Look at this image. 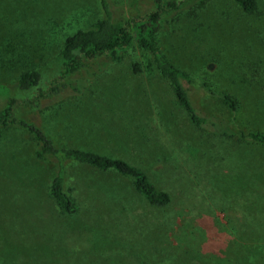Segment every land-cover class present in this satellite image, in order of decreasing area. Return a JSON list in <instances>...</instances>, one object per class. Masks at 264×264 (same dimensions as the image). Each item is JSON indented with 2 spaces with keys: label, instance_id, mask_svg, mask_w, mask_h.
I'll list each match as a JSON object with an SVG mask.
<instances>
[{
  "label": "rangeland",
  "instance_id": "rangeland-1",
  "mask_svg": "<svg viewBox=\"0 0 264 264\" xmlns=\"http://www.w3.org/2000/svg\"><path fill=\"white\" fill-rule=\"evenodd\" d=\"M182 1L163 13L158 45L192 78L183 86L201 129L137 48L83 61L55 82L62 43L102 17L99 0H0V107L20 95L11 87L23 72L40 71L13 105L17 118L56 148L125 160L170 195L155 208L129 179L68 162L76 211L65 214L48 193L55 169L35 156L32 137L0 129V264H264V149L230 141L264 132V0L249 14L233 0ZM109 4L116 19L154 9L152 0ZM219 93L238 101L236 113Z\"/></svg>",
  "mask_w": 264,
  "mask_h": 264
},
{
  "label": "trees",
  "instance_id": "trees-1",
  "mask_svg": "<svg viewBox=\"0 0 264 264\" xmlns=\"http://www.w3.org/2000/svg\"><path fill=\"white\" fill-rule=\"evenodd\" d=\"M203 1L201 0L199 4H202ZM233 1L245 13L249 14L257 9L255 0ZM152 2L154 9L151 11L138 13L126 19H116L112 15L109 0H99L102 17L88 28L77 30L62 43L54 58L59 74L55 78V82L76 73L81 68L83 61H94L102 57L116 61L122 54L137 48L150 57L151 62L149 64L153 65L160 78L166 82L176 103L193 126L199 129L205 128L207 127L204 126L207 124L206 120L191 105L188 93L183 86L184 82L193 83L192 78L174 65L158 45V36L164 21L163 13L179 10L186 5V2L182 0L178 2L174 0H152ZM132 70L134 73H140V65L134 62ZM41 77L40 71L36 69L25 71L18 77L16 84L11 88H14L20 95L17 98L7 97L4 105L0 107V129L13 126L24 129L36 144L35 156L38 159H46L51 162L55 174L50 181L48 193L62 212L71 215L76 211L75 202L64 187L65 164L68 162L86 165L102 172H112L127 178L130 180L133 190L142 196L150 206L155 208L167 206L170 203V195L165 191L157 190L146 173L140 168L123 159L108 157L92 151L56 148L40 128L15 116L14 103L21 97L22 93L28 94L36 88ZM1 85L0 88L5 87ZM201 87L209 95L216 96L206 84L202 83ZM217 98L230 112H237L239 104L232 95L219 93ZM230 137V141H234L238 147L257 146L264 149L263 131H238L237 134H230Z\"/></svg>",
  "mask_w": 264,
  "mask_h": 264
}]
</instances>
